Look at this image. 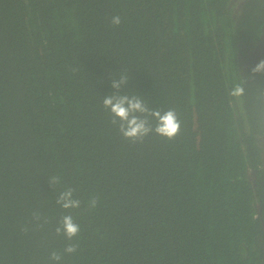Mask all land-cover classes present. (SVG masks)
Returning a JSON list of instances; mask_svg holds the SVG:
<instances>
[{
    "label": "trees",
    "instance_id": "obj_1",
    "mask_svg": "<svg viewBox=\"0 0 264 264\" xmlns=\"http://www.w3.org/2000/svg\"><path fill=\"white\" fill-rule=\"evenodd\" d=\"M234 9L0 0V264H264V74L241 85L236 43L261 33L264 0ZM109 95L175 109L179 135L126 139ZM68 188L80 208L57 203Z\"/></svg>",
    "mask_w": 264,
    "mask_h": 264
},
{
    "label": "clouds",
    "instance_id": "obj_2",
    "mask_svg": "<svg viewBox=\"0 0 264 264\" xmlns=\"http://www.w3.org/2000/svg\"><path fill=\"white\" fill-rule=\"evenodd\" d=\"M122 19L119 15H115L111 18V24L113 26H119ZM128 82V76L126 74L121 75L119 80L112 81V87L114 89H120L121 85ZM103 104L106 108L110 109L113 116L121 121L119 130L126 139H130L133 142L137 140H143L150 132L155 131L158 135L165 137L169 140L176 138L181 131V120L175 109H169L165 112L159 110L149 109L148 105L139 97L127 95H109L103 100ZM140 114H147L156 118L157 124L155 128L149 126V121L146 118H141ZM116 123V119L113 120ZM60 180V177L53 176L50 179V184H56ZM74 190L68 188L63 191L57 203L64 209L80 208V201L73 198ZM89 208L95 209L98 205V199L93 196L89 201ZM37 219L39 217L37 216ZM63 231L69 239L75 237L80 232V226L74 222L71 215H66L62 220ZM57 233L61 232V228L56 229ZM77 245H68L65 248L67 253H75L77 251ZM51 258L59 261L61 256L53 252Z\"/></svg>",
    "mask_w": 264,
    "mask_h": 264
},
{
    "label": "flooded vegetation",
    "instance_id": "obj_3",
    "mask_svg": "<svg viewBox=\"0 0 264 264\" xmlns=\"http://www.w3.org/2000/svg\"><path fill=\"white\" fill-rule=\"evenodd\" d=\"M250 0H233L235 4L234 15L238 22L245 16V3ZM262 21V19H261ZM245 36V34H240ZM237 68L241 74L242 86L246 81L254 82L264 74V28L259 35L254 37H239L237 39ZM244 78L246 81H244ZM264 157V138L261 139ZM264 167V159H263ZM256 172H251V180L255 178ZM250 177V176H249ZM256 187V186H255ZM261 210V207L259 208Z\"/></svg>",
    "mask_w": 264,
    "mask_h": 264
},
{
    "label": "rangeland",
    "instance_id": "obj_4",
    "mask_svg": "<svg viewBox=\"0 0 264 264\" xmlns=\"http://www.w3.org/2000/svg\"><path fill=\"white\" fill-rule=\"evenodd\" d=\"M235 96H236V100H235L236 101L235 102L236 104L235 105L238 106V110L241 111V102L239 101L240 100L239 99L240 98L239 92L236 91V95Z\"/></svg>",
    "mask_w": 264,
    "mask_h": 264
}]
</instances>
